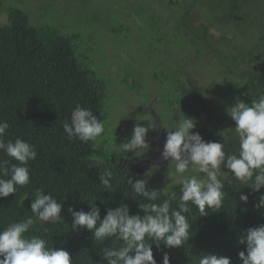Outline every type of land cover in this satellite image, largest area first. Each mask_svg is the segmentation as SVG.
Masks as SVG:
<instances>
[{
  "label": "trees",
  "instance_id": "trees-1",
  "mask_svg": "<svg viewBox=\"0 0 264 264\" xmlns=\"http://www.w3.org/2000/svg\"><path fill=\"white\" fill-rule=\"evenodd\" d=\"M250 2H253L251 7ZM240 8L245 12L238 14V18L235 15L234 19L243 26L258 15H264V0H235L234 4L231 2L229 13H235V9ZM6 14V23L0 25V120H6L10 125L4 139L5 142L16 138L27 141L35 146L37 157L27 165L30 183L24 187L17 186L16 193L0 198V230L31 217L35 223L25 234L26 237L37 236L45 239L49 247L67 250L73 264H106L100 251L111 246V241L106 240L100 245L94 242L90 231H73L68 208L72 206L77 211L87 212L90 210L87 200L96 198L101 218L108 208L118 207L121 201L129 206L131 215H143L138 207L142 201L125 197L126 193L132 195L127 179L135 175V163L131 159L122 163L118 155L107 154L96 168L87 159L93 149L99 148V142L69 140L64 133L63 123H70L77 104L91 109L102 123L105 106L104 92L94 69L85 64L87 56L83 53L78 55L77 47L72 44L75 36H65L57 25H32L28 14L17 5L7 7ZM189 18L190 14L187 15ZM180 24L186 27L185 23ZM201 29L202 36L206 38L209 28L201 25ZM111 30L119 33L114 27ZM190 33L194 38L190 41L202 51L198 34L190 30L186 35L190 37ZM259 39L264 41V33ZM92 40L90 34L86 47ZM212 51L217 52L216 49ZM222 59L223 64L228 63L225 65L226 73L238 79L231 87H225L228 97L237 95L233 105L237 97L250 106L253 100L264 95V67L254 63V57L226 55ZM238 62L246 67L234 73L233 65ZM164 77L170 81L168 89L159 93L172 126L182 116L193 118L202 128L205 141L225 143L226 155L239 147L235 123L227 128L215 114L205 97L208 87H192L193 96L200 106L197 112L192 108V95L176 80L168 79V75ZM153 78L156 80L157 75L153 74ZM123 154L129 158L128 153ZM4 160L18 163L0 151V161ZM109 166L115 177L111 193L99 185L101 171ZM226 175L223 179L226 196L221 209L199 216L197 208L192 206L191 213L186 214L191 224V237L185 245L172 249L166 248L163 243L159 249L152 244L157 264H163L164 252L168 253L170 264H197L202 252L229 257L231 264H241L238 254L246 249V245L238 243L241 234L246 233L248 228L264 224V207H257L260 196L264 195V187L260 192L252 193L250 187H241L230 174ZM37 189H43L45 195L51 193L58 203H63L61 216L64 223L50 224L36 219L31 212V203ZM170 191L179 195L180 186ZM25 193L28 194L26 199ZM166 193H162L161 201L167 198ZM241 193H251L246 204L239 200ZM172 206L176 207L175 202Z\"/></svg>",
  "mask_w": 264,
  "mask_h": 264
},
{
  "label": "clouds",
  "instance_id": "clouds-1",
  "mask_svg": "<svg viewBox=\"0 0 264 264\" xmlns=\"http://www.w3.org/2000/svg\"><path fill=\"white\" fill-rule=\"evenodd\" d=\"M227 113L235 123L234 130L239 141V147L229 151L228 155L225 154V143L206 142L198 132L192 131L196 127L193 118L182 116L171 128H167L171 131L167 133L160 155L162 160L174 165V170L169 168L167 176L180 185L179 195L168 191L167 198L161 201L163 190L149 188L146 179L128 177L127 184L132 195L126 193L125 197L139 198L142 202L138 203V207L143 215H131L129 206L121 201L118 207L108 208L101 218L100 208L95 203L97 199L93 198L87 200L90 206L87 212L69 206L71 229L90 231L94 242L100 245L110 240L111 246L100 251L106 264H157L152 244L159 249L163 243L166 248L172 249L185 245L191 237V224L186 214L191 213L192 206L197 208L199 216L221 209L226 196L225 182L221 177L225 174H230L241 187H250L252 193L260 192L264 187V95L253 100L250 106L237 97ZM137 120L149 123L146 126L136 123L130 140L120 145L113 144V149L123 153L131 151L137 157L149 149L146 136L149 130L156 129L155 121ZM9 127L6 120H0V151L18 163L0 161V198L16 193L17 186L24 187L30 183L27 165L37 157L35 146L25 140L16 138L5 142ZM63 130L69 140L78 139L87 143L102 138L105 127L91 109L77 104L70 123H63ZM101 164L97 162L95 165ZM222 167L228 171H221ZM190 169L203 174L204 178L185 175ZM114 178L111 166L103 168L99 185L111 193ZM249 195L241 193L239 200L246 204ZM27 197L25 193L24 199ZM173 202L176 207L172 206ZM257 207H264V195L260 196ZM62 208L63 203H58L51 193L45 195L43 189L36 190L31 212L38 221L64 223ZM34 223L28 217L0 230V264H73L67 250L49 247L43 238L25 236ZM238 243L246 245L245 251L238 254L241 264H264V224L248 228L246 233L241 234ZM163 264H170L167 252L163 254ZM197 264H231V260L202 252Z\"/></svg>",
  "mask_w": 264,
  "mask_h": 264
},
{
  "label": "rangeland",
  "instance_id": "rangeland-1",
  "mask_svg": "<svg viewBox=\"0 0 264 264\" xmlns=\"http://www.w3.org/2000/svg\"><path fill=\"white\" fill-rule=\"evenodd\" d=\"M170 2L167 7L166 0H0V25L7 21V7L17 5L28 14L32 25H57L65 36L74 35L72 44L77 47L78 55L87 56L85 64L94 69L105 103V132L98 140L99 148L93 149L87 159L90 164L97 168L99 165L95 164L107 154L118 155L124 162L126 156L112 145L130 140L136 123L145 126L149 123L137 119L155 121L156 129L149 130L146 136L149 149L139 157L131 151L128 155L139 160L133 179H146L149 188L163 190L162 193L180 186L167 176L174 165H169L160 155L167 133L171 131L167 128L172 127L159 93L168 89L170 81L164 76L176 80L192 95V108L197 112L200 106L192 87H208L205 97L225 126L231 128L234 121L227 109L234 106L233 99L237 95L228 97L225 87H231L238 79L226 73L228 63L223 64L222 58L251 55L254 63L264 67V41L259 39L264 33V15H258L243 26L229 25L216 20L214 12L196 8V0H187L190 18L186 23L198 34V43H203L205 51H201L190 41L194 39L191 33L190 37L185 36L187 28L180 24L187 6ZM151 18L157 25L151 24ZM201 25L209 28L206 38L202 36ZM113 27L119 33H114ZM90 34L93 40L86 47ZM245 67L235 63L234 73ZM153 74L157 75L156 80ZM198 130L196 123L192 131ZM221 171L228 170L222 167ZM185 175L204 178L192 169Z\"/></svg>",
  "mask_w": 264,
  "mask_h": 264
},
{
  "label": "flooded vegetation",
  "instance_id": "flooded-vegetation-1",
  "mask_svg": "<svg viewBox=\"0 0 264 264\" xmlns=\"http://www.w3.org/2000/svg\"><path fill=\"white\" fill-rule=\"evenodd\" d=\"M171 1H173V3H178V5H181V6L182 5L187 6V7H185V9L183 11V16H182V19H184L183 20V23H186V21L188 20L187 19V15H189V13H188L189 4L187 3V0H171ZM231 2L234 4L235 3V0H196L195 7L198 8V9H200L203 12H204V10L205 11H212V12H214L216 14V20L217 19H220L222 22H228V23H230L229 25H231V23H234L236 25L237 24L239 25L240 23L236 22V20L234 19V16L237 15L236 17L238 18V14H241V12H245V11H242L243 9L240 8L237 11L235 9V13L230 14L229 13V10H230ZM171 4L172 3L170 2V0H166L165 5L167 7L169 5H171ZM252 4H253V2H250L249 3V7H251ZM245 6H247V4ZM226 13H228V15ZM151 24L153 26H155V25H157V21L155 19L151 18ZM187 24L188 23H186L187 30L185 31V36H187L186 33H188L191 30L190 26H188ZM240 25H242V24H240ZM152 31L154 32V29H152ZM201 45L203 46V43H201ZM202 51H205L204 46L202 48ZM202 132H203L202 128L200 130H198V133L203 138V133ZM203 140H204V138H203ZM128 160H130L131 162H134L135 163V168H137L138 161H139L138 159H135L134 157H130L129 156L128 159L126 158V160L124 162H122V161L121 162L122 163H126V161H128ZM136 172H135V174H136Z\"/></svg>",
  "mask_w": 264,
  "mask_h": 264
}]
</instances>
